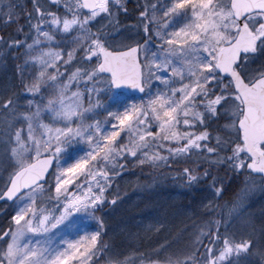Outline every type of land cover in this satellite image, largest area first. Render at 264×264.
I'll return each instance as SVG.
<instances>
[{
  "label": "snow or ice",
  "instance_id": "snow-or-ice-1",
  "mask_svg": "<svg viewBox=\"0 0 264 264\" xmlns=\"http://www.w3.org/2000/svg\"><path fill=\"white\" fill-rule=\"evenodd\" d=\"M0 30V264H264V0H0ZM146 169L194 198L114 226Z\"/></svg>",
  "mask_w": 264,
  "mask_h": 264
},
{
  "label": "trees",
  "instance_id": "trees-1",
  "mask_svg": "<svg viewBox=\"0 0 264 264\" xmlns=\"http://www.w3.org/2000/svg\"><path fill=\"white\" fill-rule=\"evenodd\" d=\"M147 172L148 170L146 169L144 173L136 171L135 174L131 175V181L133 183L127 186L129 198L125 200L122 205H119V209L117 210L120 212L119 218H121L124 221L123 223L132 231L136 230V221L143 219L146 226L150 219L165 213L171 214L176 212L182 205H186L187 200L194 198L193 193H188L174 187L171 181L157 183L154 187L146 188L143 192L137 191L135 181L138 177L141 184L152 182V177L147 175ZM242 186L243 185L234 186L225 199L235 200ZM132 195H138V201H135L134 204H132ZM223 212L226 214L228 209H223ZM149 243L150 238L142 233L139 238L141 251L146 248ZM135 248L136 245H130L124 250V255L120 256V259H127L132 262V264H138V253L135 251Z\"/></svg>",
  "mask_w": 264,
  "mask_h": 264
},
{
  "label": "rangeland",
  "instance_id": "rangeland-1",
  "mask_svg": "<svg viewBox=\"0 0 264 264\" xmlns=\"http://www.w3.org/2000/svg\"><path fill=\"white\" fill-rule=\"evenodd\" d=\"M72 161L71 160H68V159H66L65 160V163H71ZM128 179H130V180H132V177H128ZM124 185H123V183H122V187H123ZM245 195V192H244V187L242 186V188L240 189V191H239V193H238V195L236 196V198H238V197H242V196H244ZM179 196V195H178ZM174 200H175V198H174ZM191 199H189V200H187L186 201V205L189 203V201H190ZM135 201H138V195H132V204H134L135 203ZM260 201H261V198L260 197H256V198H254L253 199V208H254V210L255 211H259V204H260ZM119 209V205L117 206V209H116V211H115V213H113V212H110L109 214H108V219L110 220V221H112L113 222V225L115 226V225H118V224H121V223H123L124 221L121 219V218H119V216H120V212L119 211H117ZM85 225H86V227H87V229L89 230V231H92V230H94V225H92L91 224V222H85Z\"/></svg>",
  "mask_w": 264,
  "mask_h": 264
},
{
  "label": "flooded vegetation",
  "instance_id": "flooded-vegetation-1",
  "mask_svg": "<svg viewBox=\"0 0 264 264\" xmlns=\"http://www.w3.org/2000/svg\"><path fill=\"white\" fill-rule=\"evenodd\" d=\"M21 3L24 2V0H20ZM7 33L4 30H0V35H6Z\"/></svg>",
  "mask_w": 264,
  "mask_h": 264
}]
</instances>
